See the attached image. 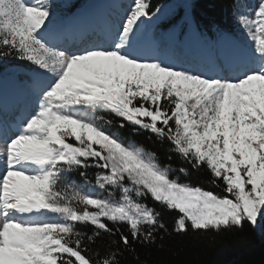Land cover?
<instances>
[{
    "label": "snow or ice",
    "instance_id": "6c2138e0",
    "mask_svg": "<svg viewBox=\"0 0 264 264\" xmlns=\"http://www.w3.org/2000/svg\"><path fill=\"white\" fill-rule=\"evenodd\" d=\"M158 14L134 0L85 27L53 0H0V58L32 66L11 107L0 73V264L139 260L171 210L177 234L264 223V0H234L247 39L217 30L231 52L196 63L141 43Z\"/></svg>",
    "mask_w": 264,
    "mask_h": 264
},
{
    "label": "trees",
    "instance_id": "16d2710c",
    "mask_svg": "<svg viewBox=\"0 0 264 264\" xmlns=\"http://www.w3.org/2000/svg\"><path fill=\"white\" fill-rule=\"evenodd\" d=\"M88 0H70L64 5L69 9L68 14H72L76 9L82 7ZM176 0H151L152 10L155 7H170ZM57 8H62V3L54 1ZM234 0H191L189 12L191 17L198 24L202 37L219 38L217 30L235 35L237 22L233 15ZM185 10L180 5L177 9L172 8L159 19V26L171 28L178 26V33L183 30ZM184 37L179 33L176 41L178 46L182 45ZM6 59L0 58V73L6 68ZM32 66H24L22 70L30 69ZM149 133L142 132L138 136L128 138L139 143H144L159 155L161 162L172 164L174 168L184 165L181 157L173 152H169L168 144L163 146L155 142L153 137L148 139ZM171 156V160L168 157ZM190 167V166H189ZM94 172L95 170H90ZM199 174L193 179L198 178ZM147 202L153 204L149 197ZM157 208L160 206L155 205ZM162 210V209H161ZM163 211V210H162ZM179 215L178 210L164 212L163 220L168 226V232L161 230L162 240L148 247L136 245L139 260L132 254H127L124 264H264V223L260 227L254 228L248 222L242 227L222 229L220 231H189L177 234L173 231V219ZM91 232L89 226L86 229ZM126 230V229H125ZM109 239L105 237V240Z\"/></svg>",
    "mask_w": 264,
    "mask_h": 264
},
{
    "label": "rangeland",
    "instance_id": "374dc122",
    "mask_svg": "<svg viewBox=\"0 0 264 264\" xmlns=\"http://www.w3.org/2000/svg\"><path fill=\"white\" fill-rule=\"evenodd\" d=\"M54 1L62 3V8H57L55 5V10L58 20L63 22L76 19L77 11L85 8V6H87V4L91 0L72 14H68L69 9L64 8V5L70 0H53V3ZM121 2L123 10L116 8L112 4L108 5V19H118L120 16L124 15L125 12L129 10L130 5L134 3V0H122ZM243 2L248 6H254L258 2V0H243ZM190 3L191 0H176L170 7L166 6L162 8L163 14L170 11L172 8L177 9V7L180 5L184 10L187 9L189 11ZM162 15L158 14L159 19L162 17ZM159 19L153 17L151 21H145V31L141 37V43L145 41L144 46L159 49L160 51L166 52L176 60L187 61L189 63L207 61L215 55L221 54V50L217 45L221 38H219L218 40H212V38L208 36L202 37L199 33L195 32L193 28L187 26L184 23V19L182 21V24H185L184 28L183 30L181 29V32H179L182 33L184 42L181 43L182 45L178 46V43H176V41L179 39V27L176 26L169 29L160 27L158 24ZM236 30H238V33L235 34L237 38L247 39L246 37H242V33L238 28V25L236 26ZM195 43L206 46L207 51L198 50V48L195 46ZM24 66L31 65H29L27 62L18 61L12 58L6 59V68L2 72L3 80L12 81V87H9L10 89H8V91L3 90L6 106H10V103L13 100V102H15V100L18 98V74L28 71V69H25L24 71L22 70V67Z\"/></svg>",
    "mask_w": 264,
    "mask_h": 264
},
{
    "label": "bare ground",
    "instance_id": "6f19581e",
    "mask_svg": "<svg viewBox=\"0 0 264 264\" xmlns=\"http://www.w3.org/2000/svg\"><path fill=\"white\" fill-rule=\"evenodd\" d=\"M121 1L122 0H91L87 4V6H85V8H83L82 10L80 9V11H77L76 13L77 17L76 19H73V20H79L80 23L85 27L90 26L94 23L102 22L103 20L108 19V5L109 4H112L116 8L123 10ZM69 21H72V20H69ZM144 42L142 43L143 45L145 44ZM217 45L220 48L221 53L229 54L232 50L231 43L224 40L223 38L220 39ZM195 46L200 51H207L206 46L199 45L197 43H195ZM9 87H12V81L3 80V90L8 91V89H10ZM13 101L10 103V106H7V107H11V105L14 103Z\"/></svg>",
    "mask_w": 264,
    "mask_h": 264
}]
</instances>
